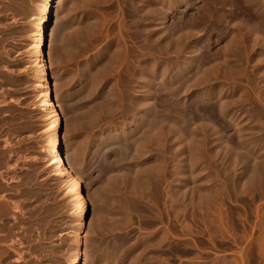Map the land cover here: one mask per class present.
<instances>
[{
	"label": "rangeland",
	"instance_id": "374dc122",
	"mask_svg": "<svg viewBox=\"0 0 264 264\" xmlns=\"http://www.w3.org/2000/svg\"><path fill=\"white\" fill-rule=\"evenodd\" d=\"M64 1L50 84L92 223L84 264H264V43L247 33L264 0ZM44 3L0 0L2 264H72L85 229L43 103Z\"/></svg>",
	"mask_w": 264,
	"mask_h": 264
},
{
	"label": "bare ground",
	"instance_id": "6f19581e",
	"mask_svg": "<svg viewBox=\"0 0 264 264\" xmlns=\"http://www.w3.org/2000/svg\"><path fill=\"white\" fill-rule=\"evenodd\" d=\"M148 1V0H147ZM165 1V0H164ZM174 1V0H173ZM178 1V0H177ZM182 1V0H181ZM184 2H190V1H192V0H183ZM144 2V1H143ZM151 2V1H150ZM156 2H158V0L156 1L155 0V2H152V3H156ZM162 3H163V1H161ZM169 2V1H168ZM176 2V1H175ZM171 3L170 4V10H174V9H176L177 7H178V4H177V2L176 3ZM207 2V1H206ZM212 2H215V0L214 1H211L210 0V3H212ZM221 2H223V1H221ZM145 3H147V2H145ZM149 3V2H148ZM161 3V4H162ZM170 3V2H169ZM208 3V2H207ZM216 3V2H215ZM45 9H44V11H43V13H42V16H41V28L40 29H42L43 31V35H42V38H41V41L39 42V45L37 46L38 47V54H36L37 55V59H38V63H37V66H38V71H39V75L41 74V82H42V84H43V88H44V97H45V101L43 102L45 105H47L50 109H51V112L55 115V118H54V123H55V137H54V155H56V158H57V161H58V165H60V170H61V173L60 174H62L63 176H65L67 179H68V181H69V183L71 182V184L74 186V188L77 190V194L81 197H79L80 198V201L79 202H81V209H82V221H84L85 223V229H84V232L83 233H81V234H78L77 235V237H76V244H77V249H76V255L77 256H75V259H74V261H73V263L72 264H84V259L85 258H88V256H87V253L86 252H84V250L86 249V247L84 248V240H85V238H88V231H91L92 230V227H91V225H92V223L90 222V223H88L87 224V220L90 218L89 217V209H88V206H86V203L87 202H85V199L86 198H83V179L82 178H80L79 176H78V173L76 172V170L74 169V165H73V163L72 162H74V161H72V155L69 153V152H71V151H68L69 149V146L68 145H65L66 146V148H64L63 147V144L61 143V140H60V136H58V129H59V126H58V121H59V119H58V115H57V113H58V108H59V105H58V100H57V98L56 97H53V95H52V90H51V78H52V65H51V56H52V54H51V52H52V50H53V48H54V45H55V42H56V38H57V32H56V28L53 26V28H52V23H53V19H54V16H55V18H56V16H58L59 14H60V12L64 9V6H65V1L64 0H45ZM159 4V3H158ZM165 4H168V3H165ZM205 4V3H204ZM209 4V3H208ZM218 4V3H217ZM222 4V3H221ZM143 5V4H142ZM148 5V4H147ZM151 5V4H150ZM164 5V4H163ZM162 5V6H163ZM169 5V4H168ZM156 6V5H155ZM161 6V7H162ZM223 6V5H222ZM140 7H142V6H140ZM157 7V6H156ZM164 7V6H163ZM169 7V6H168ZM149 8V7H148ZM151 8H152V6H151ZM154 8V7H153ZM158 8V7H157ZM132 9V8H131ZM160 9H162V8H160ZM135 10V9H134ZM143 10V9H142ZM151 10V9H150ZM154 10V9H153ZM152 10V11H153ZM169 10V11H170ZM246 10V9H245ZM147 11V10H146ZM151 11V12H152ZM156 11H158V10H156ZM161 11V10H160ZM163 11H165L164 9H162V11L161 12H163ZM54 12H55V14H54ZM167 12H168V10H167ZM165 13V14H168V13ZM141 13V12H140ZM148 13V12H147ZM155 13V12H154ZM174 13V12H173ZM172 13V14H173ZM219 13V12H218ZM242 13V12H241ZM128 14V13H127ZM152 15H154L153 14V12L151 13ZM163 14V13H162ZM171 14V13H170ZM149 15V14H148ZM151 15V16H152ZM158 15H161V14H157V16ZM145 16V15H144ZM156 16V18H158L159 19V17H157ZM163 17V16H162ZM148 18V17H147ZM155 18V17H154ZM210 19V18H209ZM155 20V19H154ZM160 20V19H159ZM153 21V20H152ZM161 21H162V19H161ZM150 22V21H149ZM188 22V21H187ZM198 23V22H197ZM208 24V23H207ZM223 24V23H222ZM146 25V24H145ZM237 25V24H236ZM136 27V26H135ZM165 27V26H164ZM207 27V26H206ZM248 27H249V25H248ZM252 27V26H251ZM257 27V26H256ZM188 28V27H187ZM250 28V27H249ZM209 29V28H208ZM190 29H188V31H189ZM191 30H192V28H191ZM191 30L189 31V32H191ZM248 30H250V31H248L247 33H248V35H249V39L250 40H252V37L253 36H255L256 34H258V33H262V35H263V40H264V28H260V29H258V28H256L255 29V27L254 28H250V29H248ZM260 33V34H261ZM255 34V35H254ZM193 35V34H192ZM244 35V34H243ZM191 36V35H190ZM259 36V35H258ZM258 36H256L257 37V39H258ZM260 37H261V35H260ZM248 38V37H247ZM254 39V38H253ZM255 40H256V38H255ZM259 40V39H258ZM257 40V41H258ZM260 40H261V38H260ZM261 41V43L263 42L264 43V41ZM257 41H255V42H257ZM249 42V41H248ZM252 42H253V40H252ZM254 42V43H255ZM260 43V42H259ZM262 43V44H263ZM258 45V44H257ZM255 46H256V43H255ZM264 47V46H263ZM264 49V48H263ZM262 49V50H263ZM164 50V49H163ZM37 53V52H36ZM176 54V53H175ZM223 55V54H222ZM126 61V60H125ZM263 62V61H262ZM193 64V63H192ZM212 66V65H211ZM208 70V69H207ZM234 72V71H233ZM238 72V71H237ZM153 73V72H152ZM52 74V75H51ZM150 75V74H149ZM155 76H156V74H155ZM152 77V76H151ZM141 79V78H140ZM144 79V78H143ZM142 79V80H143ZM146 80V79H145ZM144 81V80H143ZM250 81V80H249ZM140 82H142V81H140ZM153 82V81H152ZM183 82V81H182ZM138 83V82H137ZM144 83V82H143ZM148 83H150L149 81H148ZM57 84V83H56ZM152 84V83H151ZM158 84V83H157ZM153 85V84H152ZM155 85H156V83H155ZM138 86V85H137ZM141 86V85H140ZM147 86V85H146ZM153 87V86H152ZM141 88H142V86H141ZM151 88V87H150ZM154 88V87H153ZM170 89V88H169ZM145 90V89H144ZM146 91V90H145ZM148 92V91H147ZM146 93V92H145ZM189 93V92H188ZM153 94V93H152ZM156 94V93H155ZM157 95V94H156ZM59 99V98H58ZM129 101V100H128ZM147 103H148V101H147ZM151 103V102H150ZM140 104H141V102H140ZM153 104V103H152ZM193 104V103H192ZM144 105V104H143ZM149 105V107H150V105L151 104H148ZM154 106V105H153ZM153 106H151V107H153ZM142 107V106H141ZM146 107V106H145ZM156 107H158V106H156ZM225 107V106H224ZM140 108V107H139ZM155 108V107H154ZM151 109V108H150ZM222 109H225V108H223V106H222ZM148 110V109H147ZM220 110H221V108L218 110L219 112H220ZM45 111V110H44ZM151 111V110H150ZM217 111V110H216ZM224 111V110H223ZM170 112V111H169ZM212 112V111H211ZM214 112V111H213ZM225 112V111H224ZM215 113V112H214ZM214 113H212V114H214ZM222 114H223V112H221ZM51 114V113H50ZM162 114V113H161ZM157 115V114H156ZM219 115H221V114H219ZM224 115V114H223ZM222 115V116H223ZM225 115H226V113H225ZM204 116V115H203ZM155 117V116H154ZM157 117V116H156ZM166 117V116H165ZM213 117V116H212ZM151 119V118H150ZM158 120V119H157ZM151 121V120H150ZM217 121V120H216ZM157 122H159V121H157ZM157 122H155V123H157ZM160 122H162L161 120H160ZM168 122V121H167ZM53 123V124H54ZM177 123V122H176ZM179 123V122H178ZM159 124V123H158ZM174 124V123H173ZM148 125H150V124H148ZM151 125H154V124H152L151 123ZM150 125V126H151ZM162 125V124H161ZM166 125V124H165ZM169 125V124H168ZM171 125H172V123H171ZM177 125V124H176ZM176 125H175V127H176ZM156 126V124L154 125V127ZM174 126V125H173ZM172 126V127H173ZM213 126V125H212ZM215 126V125H214ZM222 126V125H221ZM153 126H151V128H152ZM171 127V126H170ZM171 127V128H172ZM180 127V126H179ZM208 127V126H207ZM217 127V126H216ZM224 127V126H223ZM229 127V126H228ZM227 127V128H228ZM149 129H150V127H148ZM174 128V127H173ZM178 128V127H177ZM177 128H174V129H177ZM181 128V127H180ZM188 128V127H187ZM187 128H185L186 130H187ZM210 128H215V127H210ZM225 128V127H224ZM149 129H148V131H149ZM153 129H155V128H153ZM157 129H158V132H159V128L157 127ZM165 129H167V128H165ZM169 129V128H168ZM184 129V128H183ZM184 129V130H185ZM216 129V132H214V130H213V133L215 134V133H217V129L218 128H215ZM156 130V129H155ZM154 130V131H155ZM160 130H161V128H160ZM170 130V129H169ZM180 130V129H179ZM184 130H183V132H184ZM189 130V129H188ZM187 130V131H188ZM221 130H223V129H221L220 128V131ZM225 130H227V129H225ZM153 131V130H152ZM151 132V131H149V132H151V135L152 134H154L155 132ZM171 131V130H170ZM173 131H176V130H173ZM177 131H178V129H177ZM182 131V129L179 131V132H181ZM187 131H185L186 133H188ZM147 133V134H150V133ZM179 132H176V135H178L179 136ZM60 133V132H59ZM171 133V132H170ZM179 133V134H178ZM211 133H212V130H211ZM212 133V134H213ZM218 133H219V130H218ZM223 133V132H222ZM182 134H184V133H182ZM182 134H180V136L182 135ZM191 133H189V136L188 137H190L191 135H190ZM197 134V133H196ZM211 134V135H212ZM221 134V133H220ZM156 135V134H155ZM158 135V134H157ZM157 135H156V137H157ZM175 135V136H176ZM185 135V134H184ZM193 135H195V134H193ZM219 135V134H218ZM217 134H216V137L218 138V137H222V135H220V136H218ZM224 135V134H223ZM226 135V134H225ZM228 135V134H227ZM150 136V135H149ZM159 136H161V135H158V137ZM152 137V139H153V137L154 136H150V138ZM177 137V136H176ZM176 137H175V140H176ZM182 137V136H181ZM185 137V136H184ZM187 137V136H186ZM187 137V138H188ZM215 137V136H214ZM216 137L215 138H213V139H216ZM53 138V137H52ZM161 138V137H160ZM192 138V137H191ZM193 138H195V137H193ZM192 138V139H193ZM212 138V137H211ZM224 138H225V136H224ZM224 138L222 139V140H224ZM226 138H227V136H226ZM156 139V138H155ZM155 139H154V142H155ZM167 139V138H166ZM173 139V138H172ZM178 140H180V137L179 138H177ZM185 139V138H184ZM199 139V138H198ZM202 139V138H201ZM219 139H221V138H219ZM228 139V138H227ZM239 139V138H238ZM241 139V138H240ZM65 140V139H64ZM150 140V139H149ZM182 140V139H181ZM186 140V139H185ZM194 140V139H193ZM146 141V140H145ZM151 141V140H150ZM153 141V140H152ZM156 141H158L157 139H156ZM183 142H184V140H182ZM189 141V140H188ZM213 141V140H212ZM214 141H220V140H214ZM52 142V143H53ZM161 142V141H160ZM180 142V141H179ZM190 142H191V140H190ZM190 142H189V144H190ZM206 142V141H205ZM221 142V141H220ZM223 142V141H222ZM224 142H227L228 143V141H224ZM232 142V141H231ZM150 143V142H149ZM157 143H159V142H157ZM176 143H177V141H176ZM196 143V142H195ZM201 143V142H200ZM219 143V142H218ZM240 143H241V141H240ZM151 144H152V142H151ZM173 144V143H172ZM183 144H185V143H183ZM189 144H187V145H189ZM192 144V143H191ZM198 144V143H197ZM210 144V143H209ZM217 144V143H216ZM226 144V143H225ZM229 144H231L230 142H229ZM228 144V145H229ZM52 145V144H51ZM156 145V144H155ZM154 145V146H155ZM211 145V144H210ZM222 145H224V143L222 144ZM222 145L220 144H218V146L217 147H222ZM227 144H226V149H228L229 147H227L228 146ZM232 145V144H231ZM240 145H242V144H239V146ZM148 146H150L151 147V145L149 144ZM158 145H156L155 147L156 148H158L157 147ZM160 146V145H159ZM183 146H185V145H182V147ZM193 146V145H192ZM203 146V145H202ZM212 146V145H211ZM225 146V145H224ZM230 146V145H229ZM155 147H152V149L153 148H155ZM213 147H214V145H213ZM216 147V148H217ZM234 147V146H233ZM180 148V147H179ZM185 148V147H184ZM188 148V147H187ZM224 148V147H223ZM178 149V148H177ZM225 149V150H226ZM229 149H231L232 150V148H229ZM235 149V148H234ZM148 150V149H147ZM150 150V149H149ZM155 150V149H154ZM157 150V149H156ZM175 150V149H174ZM173 150V151H174ZM180 150V149H179ZM182 150V149H181ZM222 150V149H221ZM239 150V149H238ZM242 150V149H241ZM223 151V150H222ZM250 151V150H249ZM178 152V151H177ZM184 152V151H183ZM186 153V152H185ZM225 153V152H224ZM95 154V153H94ZM94 154H92V156H90L91 157V159H90V163L96 158V154L94 155ZM181 154V153H180ZM191 154V153H190ZM236 154V153H235ZM241 154V153H240ZM245 154V153H244ZM246 154H248V153H246ZM176 155V154H175ZM178 155V154H177ZM187 155H188V153H187ZM199 155H201V154H199ZM227 155V154H226ZM231 155H232V153H231ZM243 155V154H242ZM179 156H181V155H179ZM196 156H198V155H196ZM244 156V155H243ZM175 157V156H174ZM177 157V156H176ZM185 157V156H184ZM188 157V156H187ZM199 157H201V156H199ZM216 157V156H215ZM239 157V156H238ZM248 157V156H247ZM1 158V157H0ZM179 158V157H178ZM196 158V157H195ZM249 158H251V157H249ZM3 159H6V158H4V156H3V158H1V160H3ZM177 158H175V160H176ZM180 159H182L181 157H180ZM179 159V160H180ZM191 159V158H190ZM202 159V158H201ZM1 160H0V162H1ZM7 160V159H6ZM179 160H177L178 162H180ZM187 160V159H186ZM194 160V159H193ZM196 160V159H195ZM242 160V159H241ZM7 161H9V160H7ZM183 162V161H182ZM181 162V163H182ZM243 162V161H242ZM3 163H6L5 162V160H4V162ZM93 163V162H92ZM187 163V162H186ZM1 164V163H0ZM7 164H9L8 166L9 167H11L10 166V163L8 162ZM6 164V165H7ZM184 164V163H183ZM182 164V165H183ZM1 165H3V164H1ZM186 165V164H185ZM188 165H190V164H188ZM180 166V165H179ZM193 166H195V165H193ZM4 167H5V164H4ZM59 167V166H58ZM90 167H91V165H90ZM184 167V166H183ZM177 168V167H176ZM188 168V167H187ZM181 169V168H180ZM184 169V168H183ZM10 170V169H9ZM186 170V169H185ZM189 170V169H188ZM187 170V171H188ZM180 171V170H179ZM183 171V170H182ZM181 171V172H182ZM190 172V171H189ZM130 173V172H129ZM179 173V172H178ZM188 173V172H187ZM176 174V173H175ZM189 174V173H188ZM191 174V173H190ZM199 174V173H198ZM185 175H186V172H185ZM122 176V175H121ZM120 176V177H121ZM181 176V173H180V175H179V177ZM190 176V175H189ZM188 176V177H189ZM194 176V175H193ZM202 176V175H201ZM184 177V176H183ZM185 177H187V176H185ZM191 177V176H190ZM190 177L189 178H187V179H190ZM181 178H182V176H181ZM178 179V178H177ZM183 179V178H182ZM181 179V180H182ZM173 180V179H172ZM180 180V181H181ZM184 180H185V178H184ZM209 180V179H208ZM189 181V180H188ZM190 181H192V180H190ZM179 182V181H178ZM187 182V181H186ZM172 183V182H171ZM177 183V182H176ZM180 183V182H179ZM188 183V182H187ZM191 183V182H190ZM203 183V182H202ZM209 183V182H208ZM181 184V183H180ZM184 184V183H183ZM196 184V183H195ZM207 184V183H206ZM0 185H1V183H0ZM179 185V184H178ZM204 185V184H203ZM85 186H86V184H85ZM184 186V185H183ZM5 187V186H4ZM3 187V188H4ZM182 187V186H181ZM187 187H190L189 185L187 186ZM183 188H185V187H183ZM192 188H194V187H192ZM172 189V188H171ZM186 189V188H185ZM188 189V188H187ZM203 189V188H202ZM210 189V188H209ZM0 190H3V189H0ZM176 190H178V189H176ZM183 190V189H182ZM8 191H10V190H7V192ZM86 191H88L89 192V190H86ZM184 191V190H183ZM182 191V192H183ZM191 191V190H190ZM189 191V192H190ZM218 191H220V190H218ZM217 191V192H218ZM1 192H3V191H1ZM88 192H87V195H86V197L89 199V200H91L92 199V196L90 195V194H88ZM177 192V191H176ZM181 192V191H180ZM179 192V193H180ZM181 192V193H182ZM6 193V192H5ZM90 193V192H89ZM193 193H194V190H193ZM196 193V192H195ZM212 193V192H211ZM11 194V193H10ZM219 194V193H218ZM7 195V194H6ZM9 195V194H8ZM77 195V196H78ZM186 194H184V196H185ZM189 195H190V193H189ZM192 195V194H191ZM205 195V194H204ZM215 195V194H214ZM173 196H174V194H173ZM178 196H180V194H178ZM199 196V195H198ZM207 196V195H206ZM217 196V195H216ZM219 196V195H218ZM187 197H188V195H187ZM202 197V196H201ZM212 197V196H211ZM205 198V197H204ZM216 198V197H215ZM192 200V199H191ZM211 200V199H210ZM189 201V200H188ZM194 201H195V199H194ZM208 201V200H207ZM89 202V201H88ZM196 202V201H195ZM5 203V202H4ZM93 203V202H92ZM193 204V203H192ZM208 204V203H207ZM221 208V207H220ZM11 209V208H10ZM10 209L8 208V205L6 204H3V202H1L0 203V215H3V216H6L7 218H8V215L10 214ZM17 209H19V207L17 206V208H16V210ZM20 209H22V208H20ZM21 213V212H20ZM81 214V213H80ZM3 216H1L0 218L1 219H3L4 217ZM92 216V215H91ZM10 217V216H9ZM5 219V218H4ZM3 219V220H4ZM6 220V219H5ZM89 225H90V227H89ZM81 228H83V227H81ZM90 228V229H89ZM3 229H4V227H3ZM3 229H1V230H3ZM86 242V241H85ZM86 251V250H85ZM7 252V251H6ZM8 254H6V253H4L3 251H2V249H0V264H2V262L4 261V260H6L7 258H8V260H9V256H7ZM117 255V254H116ZM22 258V256L20 257V259ZM115 259V258H114ZM87 264H88V262H87Z\"/></svg>",
	"mask_w": 264,
	"mask_h": 264
}]
</instances>
